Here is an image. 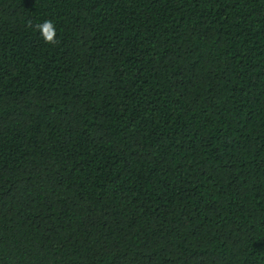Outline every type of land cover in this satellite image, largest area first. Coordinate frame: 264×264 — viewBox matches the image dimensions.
I'll use <instances>...</instances> for the list:
<instances>
[{
    "label": "trees",
    "instance_id": "16d2710c",
    "mask_svg": "<svg viewBox=\"0 0 264 264\" xmlns=\"http://www.w3.org/2000/svg\"><path fill=\"white\" fill-rule=\"evenodd\" d=\"M0 264H264V0H0Z\"/></svg>",
    "mask_w": 264,
    "mask_h": 264
},
{
    "label": "clouds",
    "instance_id": "9594fccd",
    "mask_svg": "<svg viewBox=\"0 0 264 264\" xmlns=\"http://www.w3.org/2000/svg\"><path fill=\"white\" fill-rule=\"evenodd\" d=\"M29 27H32L31 22H29ZM36 28L46 43L53 45L59 43V40L57 39V30L53 21L45 20L42 23L36 25Z\"/></svg>",
    "mask_w": 264,
    "mask_h": 264
}]
</instances>
